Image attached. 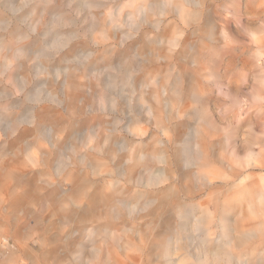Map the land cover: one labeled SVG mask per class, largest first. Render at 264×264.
<instances>
[{"label": "clouds", "instance_id": "9594fccd", "mask_svg": "<svg viewBox=\"0 0 264 264\" xmlns=\"http://www.w3.org/2000/svg\"><path fill=\"white\" fill-rule=\"evenodd\" d=\"M0 264H264V0H0Z\"/></svg>", "mask_w": 264, "mask_h": 264}]
</instances>
